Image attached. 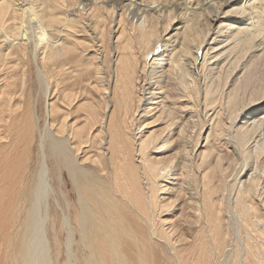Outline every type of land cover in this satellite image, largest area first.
I'll use <instances>...</instances> for the list:
<instances>
[{"label":"bare ground","instance_id":"bare-ground-1","mask_svg":"<svg viewBox=\"0 0 264 264\" xmlns=\"http://www.w3.org/2000/svg\"><path fill=\"white\" fill-rule=\"evenodd\" d=\"M120 1L0 0V264H264V0Z\"/></svg>","mask_w":264,"mask_h":264},{"label":"rangeland","instance_id":"rangeland-1","mask_svg":"<svg viewBox=\"0 0 264 264\" xmlns=\"http://www.w3.org/2000/svg\"><path fill=\"white\" fill-rule=\"evenodd\" d=\"M120 2H121L120 0H117V4H118V5H120ZM121 4H122V3H121ZM222 149L224 150V148H222Z\"/></svg>","mask_w":264,"mask_h":264}]
</instances>
